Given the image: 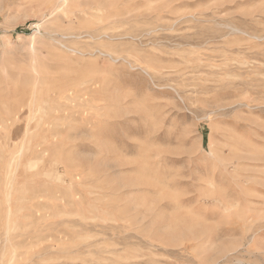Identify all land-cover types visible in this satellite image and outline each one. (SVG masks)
Masks as SVG:
<instances>
[{
    "label": "rangeland",
    "instance_id": "374dc122",
    "mask_svg": "<svg viewBox=\"0 0 264 264\" xmlns=\"http://www.w3.org/2000/svg\"><path fill=\"white\" fill-rule=\"evenodd\" d=\"M0 264H264V0H0Z\"/></svg>",
    "mask_w": 264,
    "mask_h": 264
},
{
    "label": "bare ground",
    "instance_id": "6f19581e",
    "mask_svg": "<svg viewBox=\"0 0 264 264\" xmlns=\"http://www.w3.org/2000/svg\"><path fill=\"white\" fill-rule=\"evenodd\" d=\"M80 52V51H79ZM79 54V53H78ZM82 56V55H81ZM86 56V55H85Z\"/></svg>",
    "mask_w": 264,
    "mask_h": 264
}]
</instances>
